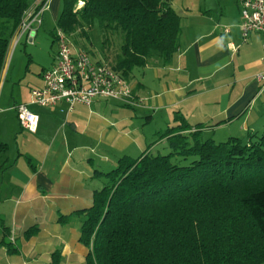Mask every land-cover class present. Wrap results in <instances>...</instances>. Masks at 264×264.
Wrapping results in <instances>:
<instances>
[{"label": "crops", "instance_id": "obj_1", "mask_svg": "<svg viewBox=\"0 0 264 264\" xmlns=\"http://www.w3.org/2000/svg\"><path fill=\"white\" fill-rule=\"evenodd\" d=\"M60 3H50L56 20ZM185 19L170 62L150 58L134 71L131 102L31 104V91L43 86L54 55L29 89L14 90L12 83L5 89L0 80V142L7 145L0 153V264H86L82 215L76 212L91 206L106 181L100 173L114 169L128 152H143L145 144L135 136L147 126L140 118L159 116L172 126L181 116L192 126L212 127L205 134L221 130L237 138L264 129V34L242 37L237 0L220 9L219 19ZM34 36L26 34L27 40ZM20 104L37 116L35 132L19 125ZM60 216L67 219L60 222Z\"/></svg>", "mask_w": 264, "mask_h": 264}, {"label": "trees", "instance_id": "obj_2", "mask_svg": "<svg viewBox=\"0 0 264 264\" xmlns=\"http://www.w3.org/2000/svg\"><path fill=\"white\" fill-rule=\"evenodd\" d=\"M172 1L62 0L54 38L77 30L87 39L94 31L118 35L113 62L93 61L69 43L131 88L134 71L148 59L168 63L179 48L181 18ZM32 4L0 0V80L10 43L30 34L16 38ZM175 121L159 137L163 154L149 147L100 173L106 181L91 206L76 212L86 264H264V131L216 143L202 135L212 127L192 126L181 116ZM6 149L0 142V153ZM181 159L190 162L180 166Z\"/></svg>", "mask_w": 264, "mask_h": 264}, {"label": "built area", "instance_id": "obj_3", "mask_svg": "<svg viewBox=\"0 0 264 264\" xmlns=\"http://www.w3.org/2000/svg\"><path fill=\"white\" fill-rule=\"evenodd\" d=\"M241 13L242 37L251 33L264 34V0H237ZM49 0H34L24 14L17 39L24 32L33 33L40 26L42 14L48 10ZM58 50L54 65L42 74L43 86L31 91V104L49 107L65 101L90 106L94 99L131 102V88L125 80L106 64L93 62L88 55L72 52L68 38L57 32ZM264 58V48H263ZM21 128L35 132L37 116L26 104L15 107Z\"/></svg>", "mask_w": 264, "mask_h": 264}, {"label": "rangeland", "instance_id": "obj_4", "mask_svg": "<svg viewBox=\"0 0 264 264\" xmlns=\"http://www.w3.org/2000/svg\"><path fill=\"white\" fill-rule=\"evenodd\" d=\"M51 0H49L48 10L43 15L42 23L36 31V36L32 40H27L24 33L18 40H14L10 43L8 49V56L5 64L3 74L1 76V85L5 83V89L9 87V84H15L14 90L17 88L30 87L31 80L38 78L45 69H48L52 64L53 55L57 52L58 43L54 38L57 31L56 19L53 18L52 13L49 12ZM226 5H233L234 0H173L172 6L176 13L180 16L181 21L185 22L188 14L207 15L209 17H215L219 19L220 9H224ZM79 5L78 7H80ZM77 7V8H78ZM62 9V0L60 3L59 13ZM51 15V17H50ZM58 18V17H57ZM88 39L77 30L74 34L69 35L68 39L73 48L85 51L89 57L94 61L102 57L108 62L115 60L119 52L120 39L118 35L111 33L104 34L103 32L94 31L92 35L87 33ZM92 36V39L90 38ZM107 37V39H105ZM95 38L96 40H94ZM99 38V40H98ZM90 39L92 42H89ZM93 46V47H92ZM93 53V54H92ZM156 57H153V59ZM110 65V63H109ZM10 91V89H9ZM112 100V99H111ZM154 111V110H153ZM131 112V111H130ZM141 122L147 126L144 130H137L135 136L142 140L145 144V149L151 148L153 154L156 151H161L163 154L162 145L164 141L159 140L160 135L163 134L171 124L168 126L165 124L164 119L161 117H155L153 120L148 121L146 117L140 118ZM150 122V123H149ZM171 123V122H170ZM170 125V126H169ZM173 126V125H172ZM261 130L258 133H261ZM203 138H211L216 143L225 142L230 137L227 131L218 130L213 134H202ZM246 134L242 135L244 138ZM162 141V142H161ZM142 144V145H144ZM143 150V151H144ZM165 152V151H164ZM136 150L128 152L126 155L136 158L139 154H136ZM141 154V153H140ZM174 161V160H173ZM190 162V159L184 161L179 160L180 166H186Z\"/></svg>", "mask_w": 264, "mask_h": 264}]
</instances>
